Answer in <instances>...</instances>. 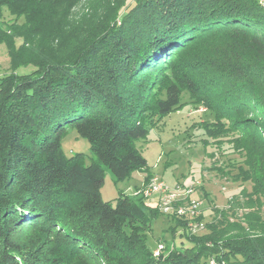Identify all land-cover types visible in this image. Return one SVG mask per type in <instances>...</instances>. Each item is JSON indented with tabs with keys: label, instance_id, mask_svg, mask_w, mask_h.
<instances>
[{
	"label": "trees",
	"instance_id": "1",
	"mask_svg": "<svg viewBox=\"0 0 264 264\" xmlns=\"http://www.w3.org/2000/svg\"><path fill=\"white\" fill-rule=\"evenodd\" d=\"M79 1L0 0V10L23 17L18 27L0 23L11 69L0 76V264H264L258 0H114L103 16L69 26ZM182 91L213 112L219 127L204 126L207 136L238 133L251 190L215 208L202 235L185 232L189 248L155 255L146 236L158 207L122 191L105 201L100 188L105 170L117 180L134 170H146L143 183L152 176L136 143L179 109ZM70 128L96 161L63 156ZM170 216L184 230L191 220Z\"/></svg>",
	"mask_w": 264,
	"mask_h": 264
},
{
	"label": "rangeland",
	"instance_id": "2",
	"mask_svg": "<svg viewBox=\"0 0 264 264\" xmlns=\"http://www.w3.org/2000/svg\"><path fill=\"white\" fill-rule=\"evenodd\" d=\"M111 2L114 0H80L71 9L67 24L71 26L90 18L97 19L106 13ZM132 2L133 0H126L124 6ZM124 6L119 12L124 10ZM22 22V16L17 17L10 14L7 8H1V24L11 23L12 27H18ZM3 26L6 27V25ZM13 41L14 47L17 48L22 39L14 36ZM37 41L38 39L35 38L34 44H29L27 50L30 51ZM9 65L7 48L4 44H0V76L10 72ZM31 69L32 66H21L16 71L26 73ZM206 75L210 76V74ZM211 95L207 96L210 97L209 100L212 99ZM180 101L179 109L160 118L149 129L147 136L136 143L146 159L152 176H157L164 181L174 196H172L173 211L150 217V231L147 232L146 244L153 254L160 245L189 248L191 244L184 239L185 232L202 235L206 232L205 223L211 221L214 216L215 208L228 207L231 198L241 201L244 197L243 191L251 190V182L243 180L240 176V172L247 170L248 165L245 151L240 149L234 141L238 133L229 132L224 133L225 135L220 133L218 136L214 132V136H207L204 126H209L208 124L211 123V128L219 127L218 124L214 125L213 112L207 108L203 100L202 103L194 102L186 91H182ZM222 123L228 122L222 120ZM60 148L66 158L80 153L84 164H89L92 157L95 161L97 160L89 142L78 136L73 128L62 135ZM145 175L146 170H134L127 178L117 180L108 170H105L100 188L102 199L113 200L121 191L124 194L137 196L134 191L139 188L142 190L151 180L148 179L143 183ZM187 189H191L189 195L185 193ZM191 201L197 203L195 215L189 214L195 211L189 207ZM144 202L149 208L158 207L156 194L144 197ZM178 207L186 213L177 212ZM173 212L191 219L185 230L180 226L176 227L174 218L170 216ZM240 213L241 210H238V214ZM197 216H200L199 220H196ZM163 249L164 247L160 251Z\"/></svg>",
	"mask_w": 264,
	"mask_h": 264
},
{
	"label": "built area",
	"instance_id": "3",
	"mask_svg": "<svg viewBox=\"0 0 264 264\" xmlns=\"http://www.w3.org/2000/svg\"><path fill=\"white\" fill-rule=\"evenodd\" d=\"M149 179H153V186L150 187L149 191H141V188L134 191V193H139V196L142 197H150L153 194H156L158 197V209L162 213H170L171 212V205H172V198L170 195V189L168 186L157 176H151ZM178 186V185H177ZM191 189H187L185 191L186 195H189ZM159 193H166V200H159ZM188 198V197H187ZM181 212V211H179ZM177 212H173L176 214ZM160 253V248H156L155 255ZM208 264H223V262H218L216 260H212V263Z\"/></svg>",
	"mask_w": 264,
	"mask_h": 264
},
{
	"label": "bare ground",
	"instance_id": "4",
	"mask_svg": "<svg viewBox=\"0 0 264 264\" xmlns=\"http://www.w3.org/2000/svg\"><path fill=\"white\" fill-rule=\"evenodd\" d=\"M258 3H259V5L264 9V0H258ZM153 186V179H151L150 181H148L146 184H145V186L142 188V190L141 191H149L150 190V187H152ZM136 195H139V193H136ZM159 200H166V193H159ZM170 195H171V198H172V196H173V194L171 193V191H170ZM174 197V196H173ZM189 201V200H188ZM188 207V206H187ZM189 207H192L193 209H195V211L194 212H191V213H189L190 215H195L194 213L196 212V210H197V203H196V201H191L190 202V205H189ZM173 209V206L171 205V210ZM191 209V208H190ZM173 211V210H172ZM176 211L177 212H179V211H181V210H179V207L176 209ZM181 213H186V211L185 210H183V211H181ZM197 213V212H196ZM164 246L163 245H160L158 248H160V249H162Z\"/></svg>",
	"mask_w": 264,
	"mask_h": 264
},
{
	"label": "crops",
	"instance_id": "5",
	"mask_svg": "<svg viewBox=\"0 0 264 264\" xmlns=\"http://www.w3.org/2000/svg\"><path fill=\"white\" fill-rule=\"evenodd\" d=\"M130 189V188H129ZM132 192V191H131ZM127 195H129V196H132L131 194H127Z\"/></svg>",
	"mask_w": 264,
	"mask_h": 264
}]
</instances>
